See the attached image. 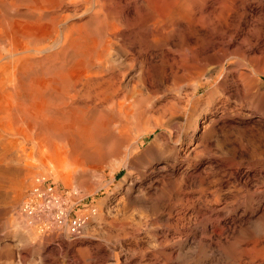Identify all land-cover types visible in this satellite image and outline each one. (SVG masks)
<instances>
[{
	"label": "bare ground",
	"instance_id": "6f19581e",
	"mask_svg": "<svg viewBox=\"0 0 264 264\" xmlns=\"http://www.w3.org/2000/svg\"><path fill=\"white\" fill-rule=\"evenodd\" d=\"M5 9L12 14H4ZM218 31L223 37V49L221 46L212 53L217 45L215 39H219L214 38V32ZM221 42L218 41L222 45ZM114 49L123 56L116 64L109 59ZM228 53L247 59L250 67L237 64L236 69L230 68L232 71L226 73L221 67L218 75L222 77L208 98L217 91H231L233 82H229L234 81L241 88L239 91L235 87V96L257 94L264 106V93L258 91L264 85V0H0V162L10 161L8 154L17 151L15 159L19 162L15 169L20 170L22 177L52 164L76 166L80 159L102 154L101 140L107 134H113L110 147L117 149L122 145V153L130 156L131 163L152 156L155 142L142 149L144 137L181 118L186 109L176 99L164 105L148 104L150 98L139 87H159L171 77L175 85H187L188 91L180 94L188 107L189 98L209 84L208 78L205 82L201 79L208 73V62L220 61ZM43 62H47V69L38 71ZM233 73L236 81L231 78ZM124 84L130 89L125 91ZM177 87L180 91L185 89ZM98 107L106 113L90 120L87 111ZM220 117H203L206 125L202 127L208 130L204 138L211 136ZM115 121L122 128L118 129ZM260 121L256 118L254 124ZM166 167L150 170L153 175L147 187L135 189L137 201L158 205L170 193H176L183 178L167 181L163 174ZM207 168L214 170L210 164ZM123 199L132 200L127 194ZM193 211L189 217L194 216ZM98 219L109 226L116 220L102 216ZM130 229L137 233L140 227ZM245 251L247 256L250 250ZM131 253L121 254L124 263ZM254 254L243 263L264 264V254Z\"/></svg>",
	"mask_w": 264,
	"mask_h": 264
},
{
	"label": "rangeland",
	"instance_id": "374dc122",
	"mask_svg": "<svg viewBox=\"0 0 264 264\" xmlns=\"http://www.w3.org/2000/svg\"><path fill=\"white\" fill-rule=\"evenodd\" d=\"M5 11L8 16L12 14L7 9ZM214 33V38L219 39H215L217 45L212 48V53L221 46L223 49L220 41L223 37H219V31ZM231 54L220 61L208 62V73L201 79L205 82L208 78L209 84L194 98H189L188 107L184 106L185 99L180 94L188 91L187 85L182 82L175 85L171 77L164 85L151 87L153 90L139 87L140 92L151 99L148 104L158 102L162 105L176 99L186 109L181 118L144 137L142 149L153 142L156 145L152 156L144 157L145 160L141 158L144 161L140 159L131 163L130 156L122 153V145L117 149L110 147L113 134H107L101 140L103 152L99 156L80 159L76 166L52 164L40 167L24 177L15 169L19 162L15 157L19 153L10 152L8 158L11 160L0 162V264H244L252 253L261 257L264 254V106L259 103L257 94L238 93L235 96V87L239 91L241 88L240 83L234 81L229 82H233L231 91H217L211 98L207 96L222 77V74L218 75L221 67L223 73L236 69L237 64L250 67L247 59L241 60ZM120 55L117 49L112 50L110 62L119 63L123 59ZM46 64L41 63L38 71L46 70ZM231 78L236 81V74L233 73ZM127 85H123L125 91L130 89ZM179 85L185 89L178 90ZM259 88V93H264V85ZM100 109L88 110L87 117L95 120L104 115L106 110L104 113V109ZM211 114L221 117L211 136L204 138L208 130L203 129L206 125L202 123L203 117L209 118ZM256 118L261 119L258 125L254 124ZM191 121H194L193 125ZM115 124L118 129L122 128L120 122L115 121ZM209 164L213 165L215 173L208 170ZM160 165L167 166L163 172L167 181L183 178L177 188L181 193L177 190L170 193L166 201L163 199L158 205L137 201L135 189L147 187L153 175L150 170ZM200 170L205 171L201 173ZM201 175L206 178L202 176L200 180ZM37 179L42 180V186L53 187L57 200L38 207L34 213H27L23 204ZM125 194L134 203L124 201ZM41 202L38 199L36 204ZM97 203L100 207L103 205L102 208ZM59 209L63 211L61 217L57 213ZM192 209L195 214L189 217ZM100 216L107 220L116 219V223L113 221L109 226L98 219ZM74 222H78L76 227ZM135 225L140 227L137 233L130 229ZM161 246L165 250H161ZM120 249L123 253L133 251L134 256L131 253L124 263ZM244 251L249 254L246 256Z\"/></svg>",
	"mask_w": 264,
	"mask_h": 264
},
{
	"label": "built area",
	"instance_id": "2783aa9c",
	"mask_svg": "<svg viewBox=\"0 0 264 264\" xmlns=\"http://www.w3.org/2000/svg\"><path fill=\"white\" fill-rule=\"evenodd\" d=\"M36 181L37 182L33 186L29 198H27V200L23 204V208L27 213H34L38 207L42 208L48 206L49 204L57 200L54 194L53 187L51 185L42 186V180L37 179ZM38 199L43 201L40 203V205L36 204V201ZM57 213L59 217L63 215V211L60 209L57 211ZM77 224L78 222H74V227H76Z\"/></svg>",
	"mask_w": 264,
	"mask_h": 264
}]
</instances>
